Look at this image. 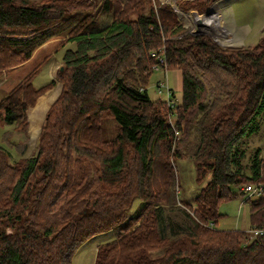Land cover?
I'll return each instance as SVG.
<instances>
[{"label": "trees", "instance_id": "1", "mask_svg": "<svg viewBox=\"0 0 264 264\" xmlns=\"http://www.w3.org/2000/svg\"><path fill=\"white\" fill-rule=\"evenodd\" d=\"M201 1L203 12L218 0ZM185 32L153 0H0V75L46 43L70 44L35 156H25L28 111L56 81L35 88L36 68L0 101V127H13L2 142L17 156L0 146V264H73L113 229L117 240L98 248L95 264H264V234L252 239L264 230V196L246 202L250 231L217 227L223 202L264 187L261 149L246 155L264 113V37L254 49H222ZM160 50L182 75L174 126L147 90ZM179 160L208 179L191 203L179 198Z\"/></svg>", "mask_w": 264, "mask_h": 264}, {"label": "rangeland", "instance_id": "2", "mask_svg": "<svg viewBox=\"0 0 264 264\" xmlns=\"http://www.w3.org/2000/svg\"><path fill=\"white\" fill-rule=\"evenodd\" d=\"M29 2L38 5L41 3V0H29ZM201 2V0H153V5L156 10L162 7L170 8L174 12L177 21L186 30L185 34L190 33L192 35L210 37L222 49H254L258 46L259 40L264 37V0H218L210 4L203 12L197 9L202 4ZM188 6L194 7L189 9ZM209 9H211L210 14L205 15ZM148 10L149 7L146 5L142 12L147 14ZM132 19L135 20L136 16H132ZM192 19L195 24L191 21ZM65 41V39L61 40L60 38L55 40L54 43L53 41L46 43L43 45L45 46L44 49H42V46V48L40 47L35 51L37 55L33 61L2 73L0 75V101L36 68H39V73L33 80L34 87L39 89L54 80L57 84L51 90L53 94L51 96L54 97L56 93L57 95L60 94L63 84L56 79V74L62 63L63 52L70 46ZM166 70L168 71L167 75ZM162 81H167L174 92L172 98L175 100V105L171 110L165 101L166 96L161 98V95H159L158 85ZM147 90L154 102L161 100L166 102L168 109L167 121L175 125L178 120L176 107L182 101V80L180 74L170 71L168 67L156 70L150 76ZM33 112L35 115L36 109ZM257 123L259 131L247 141L246 155L248 156V152L260 148L262 151L261 157L264 159V113L257 118ZM115 124L114 122L107 124L105 129L106 138L109 139L115 135ZM12 128L0 127V146L9 150L14 155L13 161H15L17 160V156L14 150L9 149L2 142L4 131ZM40 136L41 129L36 133H31L28 149L25 154L26 157H32L37 154ZM181 136L182 134H180L179 138H175V142L180 140ZM23 138L24 134L21 132H17L14 136L15 141ZM175 147L176 144L173 145V150H176ZM243 162L246 163L247 161ZM176 174L180 183L179 198L190 203L208 181L206 179L202 184L197 182L196 165L193 161L189 160H179L177 162ZM247 199V195H241L230 202H223L220 206V212L224 215V218L219 222L217 227L222 230H241L248 226L249 209L247 206L250 204L248 203L247 205L245 203ZM251 200L256 202L259 200V197L252 198ZM138 204L139 200H135L131 210L128 212L129 216L134 214ZM118 234L119 229H113L91 238L79 248L73 258V264H95L98 248L116 241Z\"/></svg>", "mask_w": 264, "mask_h": 264}, {"label": "built area", "instance_id": "3", "mask_svg": "<svg viewBox=\"0 0 264 264\" xmlns=\"http://www.w3.org/2000/svg\"><path fill=\"white\" fill-rule=\"evenodd\" d=\"M152 57L156 58V62H157L154 71L167 68L166 55L162 50H160L158 53L153 52ZM167 73L168 71L166 70V75ZM158 90L160 91L159 95H161V98L163 96H166L165 101L168 103L169 108H173V106L175 105V100L172 98L174 92L170 88L168 82L167 81L160 82L158 85ZM172 126H174V124H172ZM175 135L179 137L180 133L176 131ZM242 190L244 195L248 196V199L245 201V203L248 200H251L252 198H256V197L262 198L264 196V187L261 185L248 186ZM262 234H264V230L263 231L253 230L252 239H255L258 235H262Z\"/></svg>", "mask_w": 264, "mask_h": 264}, {"label": "crops", "instance_id": "4", "mask_svg": "<svg viewBox=\"0 0 264 264\" xmlns=\"http://www.w3.org/2000/svg\"><path fill=\"white\" fill-rule=\"evenodd\" d=\"M55 42V41H54ZM53 42V43H54ZM42 48V47H41ZM45 48V46H43V48L42 49H44ZM37 52H35L34 53V55L32 56V58L28 61V62H26L25 64H27V63H30L31 61H33V59L35 58V56L37 55L36 54ZM62 67V63L60 64V67L59 68H61ZM174 72H178V74H180V76H181V80H182V75H181V73L179 72V71H174ZM56 79H57V74H56ZM54 81V80H53ZM57 84V83H56ZM55 87H56V85H55ZM54 87V88H55ZM54 88H52V89H50L49 91H47L44 95H42L38 100H37V103H36V105H35V107H33V108H31V109H29V111H28V122H29V129H28V131H29V133H30V135H31V133L32 132H34V133H36L38 130H40L41 129V131H42V127H43V125H44V123H45V120H46V116H47V113H48V111H49V109H50V107L52 106V104L58 99V97L60 96V94H61V92H62V89H61V92H60V94H58L57 95V93H56V95L53 97V96H51V95H53L52 94V91L51 90H53ZM41 101H42V104H41ZM39 105V106H38ZM42 107V109L41 108H39V107ZM38 107V108H37ZM36 109V112H35V115L33 114L34 112V110ZM42 110H44L43 111V115H41L42 113H40V112H42ZM38 112V113H37ZM247 205H248V203H247ZM248 207V209H249V211H250V205L249 206H247ZM250 228H251V226H250V212H249V224H248V226H246L244 229H236V230H239V231H250Z\"/></svg>", "mask_w": 264, "mask_h": 264}, {"label": "bare ground", "instance_id": "5", "mask_svg": "<svg viewBox=\"0 0 264 264\" xmlns=\"http://www.w3.org/2000/svg\"><path fill=\"white\" fill-rule=\"evenodd\" d=\"M191 21H192V22H194V20H193V19H192ZM204 21H205V20H204ZM202 22H203V21H202ZM199 23H200V21H199ZM194 24H195V22H194ZM41 104H42V101H41ZM39 108H41V109H42V107H41V106H40ZM43 111H44V110H42V112H40V113H43ZM37 113H38V112H37Z\"/></svg>", "mask_w": 264, "mask_h": 264}, {"label": "water", "instance_id": "6", "mask_svg": "<svg viewBox=\"0 0 264 264\" xmlns=\"http://www.w3.org/2000/svg\"><path fill=\"white\" fill-rule=\"evenodd\" d=\"M210 11H211V9H209V10L205 13V15L210 14ZM61 69H63V68H61Z\"/></svg>", "mask_w": 264, "mask_h": 264}]
</instances>
